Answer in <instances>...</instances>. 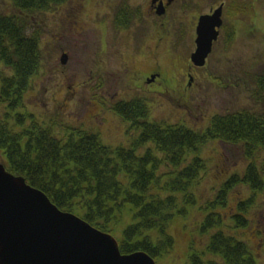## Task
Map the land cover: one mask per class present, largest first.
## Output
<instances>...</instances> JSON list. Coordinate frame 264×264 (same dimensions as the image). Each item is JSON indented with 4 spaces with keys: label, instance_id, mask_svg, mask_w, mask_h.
Instances as JSON below:
<instances>
[{
    "label": "rangeland",
    "instance_id": "obj_1",
    "mask_svg": "<svg viewBox=\"0 0 264 264\" xmlns=\"http://www.w3.org/2000/svg\"><path fill=\"white\" fill-rule=\"evenodd\" d=\"M83 1L72 0L37 19L42 21L38 29L42 60L37 75L31 80V91L26 94L23 104L26 112L39 118L40 122L55 124L54 133L63 142L72 134L71 128L89 130L96 126L99 127L103 145L132 149V144L140 133L129 130L128 125L115 115L119 101H114L113 97L108 96L105 101L99 102V83L108 84L109 80L99 79L96 51L99 49V41L93 40V37L88 42L86 37H83L82 30H91V25L95 24L96 7L91 3L86 6L85 11ZM225 1L231 16H227L228 20L223 24L221 39L215 47L214 57L209 59L210 73L207 81L203 80L201 75L197 76L193 86L195 89H190L184 100L171 98L175 90L168 91L164 96L156 92H145L143 87L136 90L137 94L134 96L125 95L117 99L125 102L136 97L143 98L147 101L151 122L167 124L170 127H186L198 134L207 131L214 116L256 110V105L250 97L254 93V86L250 84L251 82L247 84L244 82L251 77L258 79L264 75V0ZM68 3L71 6H81L83 11L71 9V12L78 13L77 19L81 26L75 27L67 37V33H64L58 24L66 21V13L70 8ZM190 8V6L184 8L179 20L174 22L175 25L178 24L184 29L188 25L190 28L194 17H191L188 23L184 18L188 14L186 10ZM14 13L12 0H0V16H11ZM71 21L73 22V19ZM179 21L181 22L178 23ZM166 22L170 27L174 25L170 18ZM144 26L148 27L147 22ZM253 30L255 32L250 33ZM92 31L96 33L94 28ZM145 32L146 30L141 33ZM27 34L30 35L31 31H27ZM90 45L87 50L85 47ZM63 53L68 55L65 65L60 61ZM181 54L182 61L188 60L189 51ZM176 68L180 70L181 64H176ZM243 71L250 72L248 78L244 76ZM166 72L172 73L168 60ZM1 73L10 75V72L0 64ZM1 109L0 116L3 117ZM147 148L141 150L139 155L144 154ZM194 156V153H189L185 163H191ZM199 156L204 163V172L199 176V182L193 184L190 189L196 197V204L185 205L187 215H177L173 218L169 226L173 249L157 258L156 264H190V257L195 253L205 259V262H221L214 255H206L207 245L218 232L247 244L255 264H264V190L252 191L248 186L235 184L231 187L232 190L225 194V206L219 204L217 199L222 186L231 176L245 175L249 163L242 150L219 142H211L202 146ZM3 162L0 157V164ZM255 164L262 174L261 180L264 183V150L256 156ZM170 169L165 168L161 171ZM240 203L242 204L239 207ZM180 206H183L182 202ZM134 213L135 210L131 206H126L118 223L112 224L109 228L111 236L117 242H122L126 228L135 224ZM213 213L218 214L222 220L220 229L213 228L202 233L203 222ZM76 214L81 217L83 213L78 211ZM235 216L245 217L246 226L236 228L233 218ZM146 236L156 241L155 232H147Z\"/></svg>",
    "mask_w": 264,
    "mask_h": 264
},
{
    "label": "trees",
    "instance_id": "obj_2",
    "mask_svg": "<svg viewBox=\"0 0 264 264\" xmlns=\"http://www.w3.org/2000/svg\"><path fill=\"white\" fill-rule=\"evenodd\" d=\"M67 1L12 0L15 13L0 16V62L10 72L8 76L0 74V104L7 103L9 110L22 104L29 82L41 66L39 32L36 23L32 22V27L35 26L31 34H27L31 26L26 24V17L53 11ZM255 80L258 85L253 98L261 102L264 100V76ZM115 111L141 131L130 151L104 146L91 133L76 132L64 143L55 136L52 126L32 125L31 131L24 129L15 133L6 122H0V154L10 173L23 177L61 211L82 212L81 218L101 232L110 233L109 228L118 223L122 210L131 206L136 222L124 231L120 252L123 255L143 252L157 259L173 247L168 235L173 218L185 216L187 212L185 208H178L180 194L184 205L196 203L188 191L204 170V163L196 157L181 169L185 156L190 152L198 155L206 140H217L244 143L246 158L253 159L264 146V116H250L249 113L217 116L206 134L200 135L184 127L167 126L164 129L146 122L148 107L140 100L121 103ZM9 118L11 116L6 115V119ZM14 119L20 123L24 117L16 114ZM150 143L163 154L165 161L160 163L151 150L143 157H137V151ZM163 166L171 170L158 175ZM238 182L253 191H262L264 186L258 170L251 164L242 180L235 176L222 186L217 198L219 204L224 205L225 194ZM233 218L236 228L246 226L243 217ZM221 222L219 215L211 214L202 225V232L220 227ZM147 232H155L156 241L146 236ZM207 252L221 261L207 264L255 263L246 244L222 232L212 236ZM190 262L204 264L197 254L190 257Z\"/></svg>",
    "mask_w": 264,
    "mask_h": 264
},
{
    "label": "flooded vegetation",
    "instance_id": "obj_3",
    "mask_svg": "<svg viewBox=\"0 0 264 264\" xmlns=\"http://www.w3.org/2000/svg\"><path fill=\"white\" fill-rule=\"evenodd\" d=\"M71 1L67 2L70 3ZM91 3L96 5L94 10L95 24L91 25L96 33L92 29H83L82 32L83 37H86L88 42L93 37V40L99 41V49L96 50L99 61V79L106 78L109 80L108 84L99 83L100 102L105 101V98L110 96L113 97L114 101L120 103L117 98L125 97V95L134 96L137 94L136 90L141 87L145 88V92H156L164 96L168 91L175 90L171 94V98L175 100L183 98L184 100L189 90L195 89L193 86L197 76L201 75L202 79L206 81L209 79V59L214 57L215 47L221 39L223 24L225 20H228L227 16H231L225 0H84L85 11L86 6ZM188 6L191 8L186 10L188 14L184 18L187 23L191 17L194 19L190 28L187 25V28L184 29L178 24L175 25L174 22L179 20L184 8ZM69 7L65 23L67 37L70 36V32L75 27L81 26L77 19L78 13L71 12V9L83 11L82 7L78 5L71 6L69 4ZM217 11H220L221 22L219 23L220 26L215 28L218 36L213 42L211 54L204 67H195L190 60L197 49L199 22L201 18L214 17ZM168 18L174 23L172 27L166 22ZM146 22L147 28L144 26ZM152 23H154L153 28H151ZM145 30V33H141ZM253 32L255 31H250V33ZM81 41L83 40L81 39ZM89 47L91 45L85 48L88 50ZM66 50L68 51V47ZM188 51L190 53L188 60L182 61L181 52ZM167 60L172 72L170 74L166 72ZM179 63L181 64L180 70L176 68V64ZM243 72L245 73H243L244 76L248 78L250 72ZM244 83L252 84L254 91L257 90V80L252 77ZM108 91L110 93H107ZM193 96L191 95V97ZM250 97L256 105V110L240 111L238 114H231L230 116L249 113L250 116L263 117L264 100L257 102L253 95ZM25 124L27 125L26 130L31 131L28 119H26ZM226 145L240 149L245 147L242 142L227 143Z\"/></svg>",
    "mask_w": 264,
    "mask_h": 264
},
{
    "label": "water",
    "instance_id": "obj_4",
    "mask_svg": "<svg viewBox=\"0 0 264 264\" xmlns=\"http://www.w3.org/2000/svg\"><path fill=\"white\" fill-rule=\"evenodd\" d=\"M220 22V11L201 18L192 56L196 66L204 65ZM0 264L156 263L141 252L122 256L110 235L59 211L44 194L0 165Z\"/></svg>",
    "mask_w": 264,
    "mask_h": 264
}]
</instances>
